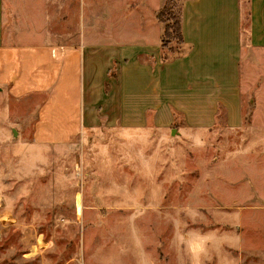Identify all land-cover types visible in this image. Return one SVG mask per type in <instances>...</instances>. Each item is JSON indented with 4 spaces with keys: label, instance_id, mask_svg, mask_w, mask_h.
Here are the masks:
<instances>
[{
    "label": "rangeland",
    "instance_id": "rangeland-1",
    "mask_svg": "<svg viewBox=\"0 0 264 264\" xmlns=\"http://www.w3.org/2000/svg\"><path fill=\"white\" fill-rule=\"evenodd\" d=\"M186 1L3 0L9 43L123 47L124 116L43 142L46 93L0 82V264H264V49L241 40L200 72L140 57L178 42Z\"/></svg>",
    "mask_w": 264,
    "mask_h": 264
},
{
    "label": "crops",
    "instance_id": "crops-1",
    "mask_svg": "<svg viewBox=\"0 0 264 264\" xmlns=\"http://www.w3.org/2000/svg\"><path fill=\"white\" fill-rule=\"evenodd\" d=\"M238 2L239 0H187L182 31L184 42L190 49L186 46V57H179L175 62H185L200 72L205 71L201 68L204 66L203 56L205 59L211 54L231 56L235 48L238 55L242 44L245 47L264 49V0H246L247 42L240 39L243 20ZM3 11V0H0V82L10 85L11 93L16 96L46 93L37 111L39 117L35 126L38 140L69 142L82 129L98 121L106 120L109 124H117L121 116H124V102L123 97L119 99L118 86L108 73L114 63L123 61V47L117 51V47L104 43L80 45L83 49L76 46L59 47L51 42L9 43L5 39L4 27L7 26V20ZM214 32L226 33L223 43L211 35ZM143 47L147 50H140L139 52H143L140 57L152 54L162 62L161 48L147 45ZM193 60L201 63L193 65ZM175 62L163 63L172 66ZM157 67L162 69V64L158 62ZM106 84L111 85L108 92L105 91ZM121 92L123 94V90ZM107 97L105 107L100 112L97 111L102 105L99 103ZM206 109L207 106L202 105V111Z\"/></svg>",
    "mask_w": 264,
    "mask_h": 264
},
{
    "label": "trees",
    "instance_id": "trees-1",
    "mask_svg": "<svg viewBox=\"0 0 264 264\" xmlns=\"http://www.w3.org/2000/svg\"><path fill=\"white\" fill-rule=\"evenodd\" d=\"M168 30H170L169 32V38L171 37V32L172 30L177 33L178 35V42H173V43H169L168 45H163L161 46V60L162 62H167L170 61V59H174L176 57H180L182 56V54H186L184 52L186 46L187 48L190 49V47L188 46V44L186 42H184V38H183V33H182V22L180 21H175V23L173 25H168L167 27ZM170 52H175L174 56H169L168 54Z\"/></svg>",
    "mask_w": 264,
    "mask_h": 264
}]
</instances>
